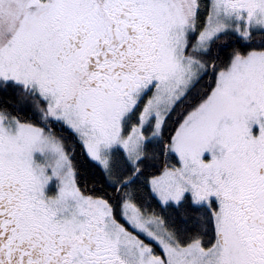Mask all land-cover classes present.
I'll use <instances>...</instances> for the list:
<instances>
[{
	"label": "snow or ice",
	"instance_id": "1",
	"mask_svg": "<svg viewBox=\"0 0 264 264\" xmlns=\"http://www.w3.org/2000/svg\"><path fill=\"white\" fill-rule=\"evenodd\" d=\"M0 264H264V0H0Z\"/></svg>",
	"mask_w": 264,
	"mask_h": 264
}]
</instances>
